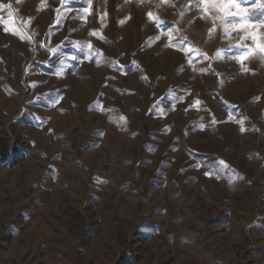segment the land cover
<instances>
[{"label":"rangeland","instance_id":"1","mask_svg":"<svg viewBox=\"0 0 264 264\" xmlns=\"http://www.w3.org/2000/svg\"><path fill=\"white\" fill-rule=\"evenodd\" d=\"M196 2L0 0V264H264V66Z\"/></svg>","mask_w":264,"mask_h":264},{"label":"snow or ice","instance_id":"2","mask_svg":"<svg viewBox=\"0 0 264 264\" xmlns=\"http://www.w3.org/2000/svg\"><path fill=\"white\" fill-rule=\"evenodd\" d=\"M192 8H202L206 15L211 11L214 21H220L225 36H231L232 33L237 34L238 43L231 45L227 51H231L233 47L241 50L235 58L240 63L242 71H250L245 62L254 56L259 58L264 66V32L257 31V29H264V22L259 24L249 22L247 10L241 7V3L237 0H197L188 10L191 11ZM148 15L151 17L152 13L149 12ZM230 17L240 18L239 22L229 20ZM214 30L215 28L210 31ZM181 44L182 40H178L175 46L180 47ZM220 165L227 167L223 161H220Z\"/></svg>","mask_w":264,"mask_h":264}]
</instances>
